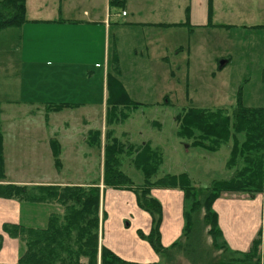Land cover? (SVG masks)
<instances>
[{
  "label": "crops",
  "instance_id": "0c3cea01",
  "mask_svg": "<svg viewBox=\"0 0 264 264\" xmlns=\"http://www.w3.org/2000/svg\"><path fill=\"white\" fill-rule=\"evenodd\" d=\"M89 4H91V7L78 15L73 12H68L65 15L62 6H58V9H56L58 14L52 16L44 15V6L37 8L38 11L31 14L27 5V22L25 24L0 31V35H3L0 38V44L2 40L7 41L10 39L12 42L7 44V51H5V47L4 49L0 48V84L5 80L10 81V83L11 80L14 82L13 96L9 97V93L4 92L8 94V97H0V131L3 134L5 165V178L0 180V184L91 186L100 183V187L104 188L103 158L101 163L102 176L99 183L84 180L71 181L62 177L64 167L66 163H69L68 161L87 156L91 148L97 145L93 143L91 138V132L95 130H101L102 132L98 146H100L101 155H104L105 136L103 129L106 128L105 118L108 107L107 79L111 72V29L112 23L118 21L114 20L112 22L110 0H90ZM160 4L161 2L158 0L156 2L151 0H125V6L122 7L121 11L117 10L114 17L117 19L127 18L131 14L132 17H129L128 21L126 20L125 25L129 29L133 28L147 33L143 53L147 52L150 58L157 51L154 43L160 38L163 43V51L161 55L158 53L155 56L170 66L171 64L174 65L173 68L170 67V74L173 76L176 75L177 70L175 69L177 67L180 70H182V67L187 69L183 86L185 97L189 102H193L190 72L194 62L193 59L202 62L206 56V52L201 51L202 39L197 43L196 56L193 55L191 38L194 31L204 30L212 36H214L212 31H216V35L222 38L220 32L222 29L250 30L251 32H258V34H261L259 30H264V0H188L184 6L178 7L177 11H161L160 9L164 8L166 3L163 6ZM126 6L131 11H126ZM123 10L127 12L125 16L121 14ZM165 14L170 18L162 17ZM185 22H188V24L183 25L182 23ZM12 28L19 29V32L15 33L8 30ZM6 31L9 32L2 34ZM159 31L164 32L158 35ZM154 39L156 40L154 41ZM170 49L174 55L173 58L169 57ZM116 52L118 51L116 50ZM218 56L221 59L215 57L214 62L217 71L223 72L232 63L233 55L231 53L222 55V57L220 54ZM180 57L181 60L177 59ZM117 58L118 55L115 53V60ZM209 60L210 62L205 66L213 68L212 59ZM211 72L215 76L216 72ZM124 87L129 93L126 85ZM262 89L261 103L259 105L251 103L254 101L252 99V101L247 102V107L264 108V86ZM220 97L221 95L216 94V99H220ZM252 97L254 96L252 95ZM59 104H70L72 107H66L60 111L50 109L52 106ZM97 104H100L102 109V121L97 129L90 127V121L87 119L82 121L75 133L69 129V123H57L55 127L50 123L54 115H58L65 110L96 109ZM32 108L42 111L46 127L43 128L44 132L41 133L19 132L16 134V151L20 157L14 161V172L16 174L11 177L9 174L10 161L5 151L7 134L10 135L12 132L8 128L6 129L5 126L12 124L20 126V121L23 120L20 117L22 112L25 113L26 110L30 109L27 116L31 118L34 115ZM123 123L125 122L119 124ZM153 125L160 126L161 124L154 120ZM113 128L117 133L116 128ZM19 130H22V128L20 127ZM129 135V131L122 132V136L128 137ZM240 138L242 139V135ZM149 141L153 145V140L150 139ZM230 143H233L232 140L229 141ZM190 147L189 143H186V151H189L188 148ZM230 147L232 148V146ZM54 148H58L60 151L58 164L53 154ZM82 151H84L83 154ZM47 166L49 169L50 167L54 169V171L52 170L54 173L49 176L47 170H45ZM226 168L230 172L227 176L229 178L232 171L227 164ZM35 170L44 175L32 177L31 174ZM191 179L193 181V177ZM119 191L122 190L109 187L104 190L103 200L105 202L103 204L108 219L105 218L103 223L101 243L128 261L131 260L141 264L160 262L162 256L156 253L151 245L149 246V243H145L141 237L137 236L139 234L136 231L131 234V242L135 245L125 244L124 239H122L123 236L120 235L125 234L119 221L120 218L116 220V222L118 221L116 227L110 226L109 221L112 220V216L109 210H106V198L109 195L111 203L116 206ZM152 193L162 202L164 209L161 226L162 242L164 246L170 247L175 242L180 241L183 234L184 212L187 207L184 193L178 188L152 189ZM129 196L137 209L136 212L131 214L136 216L137 224L135 226L138 229L149 228L151 225L149 214L137 205L135 194ZM23 208H25L27 215L34 210H39L40 221L34 227H45L54 206L51 203L24 202L22 204L18 199L0 197V233H2L5 223H23L25 219L20 215ZM213 210L217 214V224L221 231L219 242L222 245L215 255L226 259L230 264H251V262L245 260L246 253L249 251L253 240L259 238L260 235L262 238V252H264V182L263 190L259 193H222L215 201ZM125 217H129V214ZM113 230L116 232L112 235ZM119 236L122 238H119ZM20 245L19 240L11 239L5 235L3 247L0 251V262L16 264L17 255L9 257V259L7 256L15 251L12 248L13 246L19 251L22 248ZM262 264H264V260Z\"/></svg>",
  "mask_w": 264,
  "mask_h": 264
},
{
  "label": "trees",
  "instance_id": "16d2710c",
  "mask_svg": "<svg viewBox=\"0 0 264 264\" xmlns=\"http://www.w3.org/2000/svg\"><path fill=\"white\" fill-rule=\"evenodd\" d=\"M110 4L111 7H124L125 0H110ZM26 22L27 0H0V31L20 27ZM117 64L114 70L120 73ZM107 88L106 126L125 122L129 113H125L124 109H137L144 105L132 99L122 81L111 72ZM66 107L72 105L59 104L50 109L60 111ZM176 120L178 136L191 140V147L213 152L232 140L227 166L229 169L237 167L241 161L243 166L232 177L215 180L205 188L195 186L188 173H168L153 180L164 163L163 151L154 147L150 141L141 145H125L116 136L114 128H109L104 133V189L100 183L91 186L0 184L2 198L32 203H57L63 208L62 213L49 215L45 227L5 223L0 233V251L4 236L7 235L23 243L24 250L16 264H141L122 258L101 243V200L103 191L109 187L133 190L136 193L137 205L151 218L148 233L139 229V236L148 241L156 253H165L167 264H174L178 255L185 256L192 264H213L212 255L222 247L219 243L221 231L217 224V214L213 210L215 201L223 192L259 193L263 190L264 108L247 107L239 98L232 115L223 109L192 107L178 114ZM91 133L93 143L100 144L101 130ZM58 148L53 150L57 164L60 155ZM124 155L131 157L134 167L142 172L144 184L135 186L132 178L122 169ZM4 178L3 134L0 131V180ZM155 187L178 188L183 191L187 203L181 240L170 247L164 246L162 242L164 209L161 201L152 195ZM206 237L211 239V246L207 244ZM245 260L251 264H262L264 252L261 235L253 240Z\"/></svg>",
  "mask_w": 264,
  "mask_h": 264
},
{
  "label": "rangeland",
  "instance_id": "374dc122",
  "mask_svg": "<svg viewBox=\"0 0 264 264\" xmlns=\"http://www.w3.org/2000/svg\"><path fill=\"white\" fill-rule=\"evenodd\" d=\"M151 1L156 2L157 0ZM158 1L161 2L160 5L162 6L164 3H166V5H164L165 7L160 9L161 11H177V8L179 6H184L188 0ZM89 3L90 0H27L28 9L31 14L36 13V11H38L37 8L44 6L43 11L45 13L44 15L46 16L57 15L58 10L56 11V9H58V6H62V11L65 15L68 12H73L78 15L83 13V11L88 7H91V4ZM52 8H54L53 12ZM126 8L127 6L125 9ZM121 9L122 7L120 6L112 7L111 13L112 22L114 20L118 21L116 23H112L111 29V73L121 80L124 85H126L133 99L146 104L145 106L142 105L137 109H124L125 113H129L130 118L123 124L106 126V128L103 129V132L105 133L107 129L115 127L117 130V133H115L116 136L125 145L131 143H134L135 145H141L152 139L153 146L159 147L164 154V163L160 167L158 174L153 178V180L161 178L168 173L179 174L182 172L188 173L189 176L191 175V178L193 177V184L195 186L205 188L209 187L215 180H220L223 178L228 179L227 176L230 174V172L227 170L226 164L230 158V146H232V143L229 144L228 142L222 144L217 152H210L201 147H190L188 148L189 151H186V143L190 144L192 141L181 138L177 135L178 124L176 116L192 107L203 108L207 110L223 109L225 112L232 115L237 106V101L239 98H242V103L245 106H247V102L252 101V99H254V101L251 103H256V105H259V103H261L260 101L263 94L262 87L264 86V30H259L261 31V34H258V32H251L250 30L222 29L220 31L222 38L216 35V31H212L214 36L204 30L194 31L191 38L193 43V55L195 54L194 56H196V48L198 46L197 43L200 39H202V41L200 40L202 42L201 51L206 52V56L202 62H198L196 59H193L194 62L192 61L193 64L190 72L191 97L193 98V102H189L185 97L183 86V81L185 79L184 75H186L187 69L182 67V70H180V68L177 67V69H175L177 70L176 75L173 76L170 74V67L173 68L174 65L171 64L170 66L168 63H165L156 57L158 53L161 55V52L163 51V43L160 38H158V41L154 43L157 49V51L154 52L156 56L153 54L150 58V55H148L147 52L143 53V48L145 47L147 41V33L126 27V20L128 21L129 17H132L131 14L127 18H115L114 13L117 10L121 11ZM127 10L129 11L130 8L128 7L126 11ZM162 17L168 18L166 14ZM8 30H11V32L15 33L19 32V29L12 28ZM7 32L9 31H6L2 34H6ZM163 32L164 31H159L158 35H161ZM2 36L3 35H0V38ZM155 40L156 39H154V41ZM10 43H12L10 39L7 41L2 40L0 48L4 49L5 47V51H7V44ZM116 50L118 52H116ZM115 53L118 55V58L116 59L118 64L115 62ZM169 53V57L173 58L174 55L172 54L171 49L169 50ZM231 53L233 55L232 63L227 68H225L223 72L217 71V67L214 62L215 57H217V59H221L218 56L219 54L222 57V55H229ZM210 58L212 59V63L216 69L214 66L213 68H208L205 66V64L210 62ZM177 59L181 60V57ZM116 64L119 66L120 73H117L116 70H114ZM211 71L216 72L215 76L211 74L213 73ZM11 81L12 82L10 83V81L5 80L0 84V97H8V94L4 92L9 93V97L13 96L14 82L13 80ZM179 81L182 82L179 83ZM179 84H182V86ZM1 89L3 90L2 93ZM216 94L221 95L220 99H216ZM252 95L254 97H252ZM29 110H26L25 113L24 111L22 112L20 117L23 118V120L20 121V126L17 124L5 126L6 129L8 128L9 131L11 130L12 132L10 135H8L9 133L7 134L5 151L6 156L10 161L9 174L11 177H14L16 174L14 172V161L20 157L17 155L18 152L16 151V134L19 132H28V134L29 132L41 133L44 132L43 128L46 127L43 114L41 113L42 111L36 109L34 110V108H32L31 110L34 111V115L30 118V116H27ZM101 110L100 104H97L96 109L65 110L58 115H54L50 123L53 127H55L57 123H69V129L75 133L77 132L76 129L82 124V121L87 119L90 121V127L97 129L100 127V122L102 121ZM154 120L161 125H153ZM20 127L22 130H19ZM55 131L58 132L57 129H55ZM123 131H129L130 135L128 137L122 136ZM96 144V146L91 148L89 153L87 151V156L74 158L71 161H68L69 163H66L62 173V177L64 179L71 181L84 180L94 183L100 182L102 176L101 163L103 156L100 152V146H98L99 143ZM83 153L84 151H82V154ZM123 159L122 169L129 177L132 178L135 186L144 184V176L141 171L134 167L132 158L124 155ZM11 163L13 164L11 165ZM242 166L243 163L241 161L237 167L230 168L232 171V175L230 177H232L236 170L240 169ZM45 170H47L48 176L54 173V169L51 167L49 169L47 166ZM42 175L44 174L36 170L31 174L32 177H40ZM153 189L167 188L155 187ZM119 190L122 191L117 193L116 206L114 203H111L109 195H107L106 198V210H109L110 215L112 216V220H110L109 223L110 226L116 227L118 222H116V220L120 218L119 221L122 224L125 234H120L123 236V238L121 236H119V238L124 239L126 245L134 246L135 244L131 242V234H133V231H136L137 234H139V229L137 226H135L137 224L136 216L131 215L133 212H136L137 209L133 205L129 195L135 194L136 196V193L133 190L128 189ZM103 196L104 191L101 200V230L105 218L108 219V215H104L106 211L105 205L103 204V202H105L103 200ZM20 202L24 204L25 201L22 202L20 200ZM51 204L54 206V209L51 213L63 212V208L60 205L57 203ZM21 210L22 211L20 215L23 217V219H25L23 224L26 222V224H29V226H35L39 223V210H34L30 212L31 214L29 215L26 214L25 208ZM128 214L129 217H125ZM29 216L30 218L27 219ZM149 228H142V230L144 229L143 231L148 233ZM115 230L112 231V235L115 234ZM144 241L145 243H149L146 240ZM206 241L207 244L211 246V239L206 237ZM20 246H22V250L20 249L19 251L15 246L12 247L15 251L7 256L8 259L9 257H15V255H17L16 257L19 258L24 250L22 242ZM215 253L212 255L213 264H230L226 259L218 257V255H215ZM159 255L162 257L161 261L158 263L167 264V255L165 253H161ZM1 263L5 264L6 262H0V264ZM174 264L192 263L185 256L178 255L174 260Z\"/></svg>",
  "mask_w": 264,
  "mask_h": 264
},
{
  "label": "built area",
  "instance_id": "2783aa9c",
  "mask_svg": "<svg viewBox=\"0 0 264 264\" xmlns=\"http://www.w3.org/2000/svg\"><path fill=\"white\" fill-rule=\"evenodd\" d=\"M123 15H126V12L125 11H123Z\"/></svg>",
  "mask_w": 264,
  "mask_h": 264
}]
</instances>
